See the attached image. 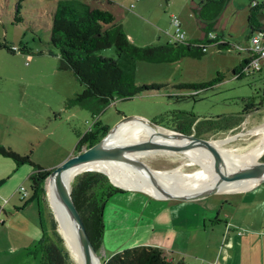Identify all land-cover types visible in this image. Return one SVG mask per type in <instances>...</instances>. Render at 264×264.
<instances>
[{"label": "rangeland", "instance_id": "rangeland-1", "mask_svg": "<svg viewBox=\"0 0 264 264\" xmlns=\"http://www.w3.org/2000/svg\"><path fill=\"white\" fill-rule=\"evenodd\" d=\"M62 1L85 3L91 9L116 15L120 10L122 26H129L135 34H142L148 40L154 37L155 27L174 34L169 21L171 14L180 19V15L187 12L191 21L189 30L193 33L198 30L199 20L191 10V3L196 6L200 0H0V45L17 49L11 53L0 47V146L28 156L30 160L17 166L11 159L0 156V264H40L39 241L43 229L49 231V220L43 206L40 215L37 203L29 202L32 196L29 176L35 171L34 165L52 171L74 156L79 138L93 129L95 123L111 129L122 117L143 115L171 131L192 125V135L198 129L220 126L206 132L204 138L222 141L237 136L224 143L230 152L237 153L257 144L259 135L247 132L264 124V107L241 114L242 100L253 94L258 96L263 89L264 64L260 74L239 79L231 77V71L247 57L244 49L251 47L246 37L252 0H233L226 4L217 20L213 34H218L230 49L219 50L210 44L199 59L137 62L134 84L162 87L128 100L117 99L99 111L95 105L82 107L72 103L82 87L70 72L60 70L58 52L50 44L52 14ZM101 55L114 58L115 52L110 48ZM218 76L221 82H215L211 88L197 92L180 88L181 85L208 84ZM236 114H241L239 125L222 129L232 121L221 125L222 122ZM240 134L242 137L238 136ZM263 157L258 163H264ZM137 160L142 164L146 162L153 171H170L188 163L183 153L139 156ZM181 169L190 175L200 166L184 165ZM21 187L28 195L24 199L18 194ZM124 190L125 193L113 197L121 204L139 209L145 221L141 225L156 227L146 234L138 230L133 243L147 241L165 245L167 243L163 242L173 235L172 229H168L170 224H187L194 226V244L189 249L193 255L209 257L213 249L205 251V245L217 242L219 235H223L235 245L229 264H264V185L239 190L241 192H221L190 202L158 199L140 190ZM44 203L50 217L56 221L46 191ZM58 232L61 235L59 228ZM63 244L66 249L65 242Z\"/></svg>", "mask_w": 264, "mask_h": 264}, {"label": "trees", "instance_id": "trees-1", "mask_svg": "<svg viewBox=\"0 0 264 264\" xmlns=\"http://www.w3.org/2000/svg\"><path fill=\"white\" fill-rule=\"evenodd\" d=\"M101 1V0H87ZM228 0H200L192 9L193 14L202 24L205 37L202 40L189 42L188 45L166 43L162 45L139 46L132 43L121 23L109 11L91 9L88 4L75 1H62L57 4L52 14L50 44L57 50L60 59V70L70 72L82 87V91L75 95L72 103L82 107L96 106L97 111L102 110L115 100H128L144 91L159 90L162 86L157 84L136 86L133 82L137 62L171 63L181 58L202 57L206 51L200 45L213 44L208 36L215 37L219 50L230 49L229 44L220 41L218 34H213L217 20L224 10ZM253 3L256 5L253 6ZM253 10L248 17L249 37L260 30L258 19L264 15V0H252ZM197 44L198 46H194ZM9 52L17 51L15 47L1 46ZM113 48L114 58L101 55L104 50ZM250 62V57L240 62L231 71V77L239 79L243 76H254L260 71L245 70ZM220 83L218 76L215 81L203 85H181V89L193 92L211 88L214 83ZM258 96L242 100L241 114H250L258 108L264 107V84ZM94 114V113H93ZM238 114V115H241ZM239 116H230L224 120L222 129H229L239 125ZM221 128L210 127L205 130H196L194 136L205 137V133ZM108 126L95 123L94 128L88 130L78 140L75 154L100 141L108 132ZM178 133L192 135V125L179 126L172 129ZM0 156L11 159L17 166L30 163L28 156H20L8 148L0 146ZM264 161V157L261 159ZM35 171L29 176L31 181L32 196L29 202L38 205L44 203V182L51 171L44 170L34 165ZM72 193L81 219L84 223L88 237L96 251L101 247L103 236V212L110 198L124 191L113 186L107 176L98 172H84L77 175L72 182ZM57 222L51 218L49 231H42L39 241L42 257L40 264H72L64 241L58 232ZM103 264H183L169 262L164 252L156 247H134L116 253Z\"/></svg>", "mask_w": 264, "mask_h": 264}, {"label": "bare ground", "instance_id": "bare-ground-1", "mask_svg": "<svg viewBox=\"0 0 264 264\" xmlns=\"http://www.w3.org/2000/svg\"><path fill=\"white\" fill-rule=\"evenodd\" d=\"M249 135H259L257 144L243 153L230 152L236 166L245 169L259 170V159L264 155V124L254 131H248ZM243 134L238 136L242 137ZM164 135L156 128L145 122L131 121L119 125L113 132L115 140H164ZM238 138L237 136L220 141L222 144ZM188 160L185 166L198 164L200 169L193 174H184L181 167L170 171H153L146 168L138 157L142 155H130L123 161H103L90 164L82 169H95L107 174L116 185L132 190H140L158 199H164L166 195L177 197L189 196L206 190L219 187L221 192L238 191L248 184L231 181L233 175L228 163L224 159H218L216 155L204 149H190L181 152ZM45 191L53 211V217L64 239L66 249L75 264H81V252L74 231L64 213L56 193L55 179L50 177L45 183ZM193 192V193H192ZM72 262V261H71Z\"/></svg>", "mask_w": 264, "mask_h": 264}, {"label": "water", "instance_id": "water-1", "mask_svg": "<svg viewBox=\"0 0 264 264\" xmlns=\"http://www.w3.org/2000/svg\"><path fill=\"white\" fill-rule=\"evenodd\" d=\"M260 30H264V26L260 27ZM131 121L145 122L149 126L158 129L164 135V140H115L113 137L115 128L121 124ZM220 141L221 140L218 139L196 137L194 135H185L174 132L162 126L157 121L147 118L146 116L130 115L122 117L119 122L116 123L114 127H112L109 132L96 144L85 149L79 154H75L60 164L57 168L52 170L44 182V187L48 178L53 177L55 179L57 196L74 231L80 248L81 264L103 263L100 260L98 251L94 249L88 237L84 223L76 207L72 193V182L74 178L84 172H98L107 176L113 186H116L122 190H124V188L113 183L110 177L102 171L95 169H82L79 174L74 175L77 171L97 162L123 161L130 155L152 156L179 154L190 149H204L216 155L218 159H224L228 163L230 169L233 171V175L229 177L230 179L228 182L239 181L248 184L250 188L258 185H264V163H259V165H262V168L259 170L245 169L240 166H236L232 160L229 147L225 144H222ZM144 163L146 168L154 170L148 164H146V162ZM219 193H221L220 188L215 187L189 196L177 197L167 194L164 199L178 202H190L202 200Z\"/></svg>", "mask_w": 264, "mask_h": 264}, {"label": "crops", "instance_id": "crops-1", "mask_svg": "<svg viewBox=\"0 0 264 264\" xmlns=\"http://www.w3.org/2000/svg\"><path fill=\"white\" fill-rule=\"evenodd\" d=\"M107 2L108 4L110 3V1H107ZM232 2L233 0H230V1L228 0L227 5H229ZM191 4L193 5L191 10L197 6V5L194 6L193 2ZM132 9H133V6L131 5L129 10L131 11ZM111 13L121 23L120 14H123V12L122 11L120 12L119 10L117 11V15L113 12ZM130 17L134 18L132 14H130ZM170 17H169V21H170ZM178 20H180L179 21L181 22L180 28L182 29V32L184 33L186 39L189 42H195L198 40H202L205 37L202 31V24L199 21H197L196 26L198 30L200 29V32H198L197 30L196 33H193L189 30L191 21L187 17V12L184 15H180V19ZM263 21H264V15H261L258 19V22L262 23ZM260 25L262 27V24ZM122 27L128 39L132 43L139 45V46L161 45V44H152V43H158V41L159 42L165 41V43H170V40L172 37V35L167 34L166 31H163L155 27V30H156L155 33L153 31L154 37L148 40L142 34H135L134 31H131V28L129 26L128 27L122 26ZM249 33H250V29L247 27V37H246L247 40H249L248 39ZM220 41L223 42L221 38H220ZM247 49L248 48L244 49V51L247 53V57L244 58L245 60L249 58ZM261 72H262V68H261ZM235 116H239V115L236 114ZM245 188H248V187H245ZM250 189L251 188H248L245 190L241 189V190L247 191ZM231 192L234 193L236 191H231ZM238 192H241V191L238 190ZM124 193H125V190H124ZM223 193H230V192H223ZM117 200L119 199H115V197L110 198L108 202L106 203L104 212H103L104 230H103L101 247L98 250V255L102 263H104L108 258H110L112 255L116 253L122 252L126 249L134 248V247L159 248L164 252L167 260L172 263L182 262L183 264H229V261L232 260L234 257L235 245L233 243V240L232 242L231 241L229 242L228 238L226 237L224 238L223 235H219L217 242L216 241L213 243L209 242L207 246L205 245V251L206 249H209V248L213 249V250H210L209 257L193 255L190 252L191 250L189 249H190V246L191 245L193 246L194 244V236L192 232V229H194V226L192 228L191 225H187V224L186 225L185 224L184 225L182 224L180 225L170 224L169 225L171 228H168V229H172L170 230V232L173 233V235L172 236L170 235V238L167 239L165 242H163V243H167L168 245L167 244L165 245L157 244V243L147 242V241H138L136 243H133V239H134L133 237L138 234V230L141 229L142 233L146 234L148 231H155L156 227L141 225V223H145L142 212L139 209H134L131 206H127L122 201H121L122 202L121 204L120 201H117ZM30 203H34V202H30ZM42 206H43V209H45V214L47 215V218L50 223L51 217H50V214L47 212L45 203H43L42 205H38L39 207L38 212L40 215L42 214L41 213L43 211ZM133 229H136L134 233H132Z\"/></svg>", "mask_w": 264, "mask_h": 264}, {"label": "built area", "instance_id": "built-area-1", "mask_svg": "<svg viewBox=\"0 0 264 264\" xmlns=\"http://www.w3.org/2000/svg\"><path fill=\"white\" fill-rule=\"evenodd\" d=\"M255 5L256 4L253 3V6ZM170 24L174 28V34L171 37L170 43L176 45H188L189 43L186 40L184 33L181 31L179 20L175 16H171ZM207 40L213 43V45L218 44L216 43L215 37L213 35H209ZM249 41L251 47L247 49V52L250 57V62L245 70L257 72L261 70V67L264 64V30H257L249 37ZM194 46L198 45L194 44ZM200 46L204 49L209 47L208 44H203ZM18 194L20 195L21 199H24L28 196L25 188L23 187L18 190Z\"/></svg>", "mask_w": 264, "mask_h": 264}, {"label": "flooded vegetation", "instance_id": "flooded-vegetation-1", "mask_svg": "<svg viewBox=\"0 0 264 264\" xmlns=\"http://www.w3.org/2000/svg\"><path fill=\"white\" fill-rule=\"evenodd\" d=\"M260 22H261V21H260ZM260 22H259V23H260ZM260 24H262V26H264V25H263V24H264V21H263L262 23H260Z\"/></svg>", "mask_w": 264, "mask_h": 264}]
</instances>
